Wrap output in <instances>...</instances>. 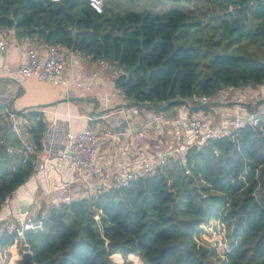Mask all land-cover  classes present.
<instances>
[{"label": "trees", "instance_id": "trees-1", "mask_svg": "<svg viewBox=\"0 0 264 264\" xmlns=\"http://www.w3.org/2000/svg\"><path fill=\"white\" fill-rule=\"evenodd\" d=\"M207 1L213 8L210 22H218L215 27L230 43L264 50V0ZM165 3L162 12L113 14L105 2L98 14L87 0H0V29L115 65L121 73L114 84L127 105L155 112L180 104L177 100L213 98L226 88L264 82V62L244 55H213L211 72L199 78V50L177 41L182 26L199 24L192 10L186 13L179 5H197L194 0ZM44 132L41 121L30 130L36 151ZM4 138L17 145L16 139ZM0 158L8 160L2 153ZM32 162L16 171L9 163L0 172V210L31 176ZM45 217L42 229L24 231L21 239L15 231H1L0 251L10 247L13 262L17 240L18 264H118L115 254L124 261L134 255L138 264H264V114L255 127L237 130L233 141L224 137L193 146L153 175L60 202ZM210 220L224 226L229 249L223 258L197 242Z\"/></svg>", "mask_w": 264, "mask_h": 264}, {"label": "crops", "instance_id": "crops-1", "mask_svg": "<svg viewBox=\"0 0 264 264\" xmlns=\"http://www.w3.org/2000/svg\"><path fill=\"white\" fill-rule=\"evenodd\" d=\"M4 34L8 39V46L7 51L0 56V105H7L18 112L40 110V113L36 114L38 120L44 124L45 132L41 141L42 149L37 151L39 154L53 155L61 150L64 147V135L68 130L77 132L88 124L95 125L94 122L90 123L87 120L93 111L108 115L122 109L129 119L130 133L124 137L115 136L107 141L108 143H102L93 158V166L103 167L111 178L117 173L115 162L132 155L145 156L147 147L165 143L152 131H145L141 126L143 113L155 111L142 106L127 105L123 94L116 88L114 81L121 70L115 65L92 60L88 56L62 47L64 75L72 82L68 87L55 86L38 78H19L16 72L24 60L27 38L18 37L9 29H0V35ZM35 40L36 46L43 55L47 44L38 39ZM76 82L81 85L77 86ZM86 86L89 87L86 88ZM234 92L235 88H226L213 97L212 102L202 106L204 112L211 116L214 127L226 113L235 112V106L224 102L221 98V95L225 98ZM242 108L245 109L244 106ZM257 108L264 111V100L258 104ZM171 112L180 114L183 119H186L188 108L186 104H183V108L176 112L174 108L164 111L167 114H172ZM244 113L241 111V114ZM0 120L5 122L4 116L0 115ZM8 129L7 127L4 131L3 139L5 134L8 140H14L15 136ZM7 158H10L11 166L20 164L17 157ZM32 161L34 170L31 176L13 192L12 197L7 201L10 220L13 219L17 223L18 218L30 216L36 209L43 208L48 211L60 202L88 196L86 186L79 181L76 182L77 173L66 164L52 166L41 158L36 160L32 158ZM111 182V180L104 182L105 187L107 188ZM46 214L47 212L44 215Z\"/></svg>", "mask_w": 264, "mask_h": 264}, {"label": "built area", "instance_id": "built-area-1", "mask_svg": "<svg viewBox=\"0 0 264 264\" xmlns=\"http://www.w3.org/2000/svg\"><path fill=\"white\" fill-rule=\"evenodd\" d=\"M58 2L59 0H52ZM89 7L96 13L103 12L102 0H87ZM14 32L13 29H9ZM8 39L6 34L0 35V56L7 51ZM16 76L19 78H38L45 80L55 86L68 87L72 82L64 75V60L62 47L57 45H46L44 54L36 46V40L27 37V46L24 51V60L18 67ZM77 86L81 83L76 82ZM89 86H86V88ZM258 91V93H256ZM228 98L235 106V112L226 113L215 127L212 125L211 116L202 109L193 110L198 106L207 105L212 102L211 97L204 95L193 96L185 100L188 108V115L183 119L180 114H167L163 111L144 112L141 117V126L145 131H152L165 143L147 147V154L142 157L132 155L115 162L117 167L116 175L111 178L103 167H94L93 158L100 145L111 140L115 136L124 137L130 133L129 119L120 109L108 115L93 111L87 117L89 122L82 130L74 132L68 130L64 135V147L53 155L47 153L39 154L31 141L30 130L37 122V117H30V113H40L39 109L15 111L7 105H0V112L11 133L17 141L16 146H10L5 140L0 141V153L6 157H17L21 165H26L31 158H41L52 166L66 164L77 173L76 182L86 186L88 197L106 191L110 188H124L132 181L153 175L164 168L171 161L184 157L187 151L201 143L211 140L228 138L232 141L236 138L237 130L255 127L264 114L257 106L264 100V82L257 87H238ZM192 104V105H191ZM253 106L254 110L249 106ZM246 105V106H245ZM244 106L245 109L242 108ZM244 111V114H241ZM100 122L102 124H98ZM17 166H11L16 171ZM112 182L105 187L104 182ZM80 183V184H81ZM1 205L0 222L9 219L8 199ZM26 215L17 220L18 227H8L7 232L15 231L21 239L24 231H37L42 229L44 219H34ZM97 216H95L96 218Z\"/></svg>", "mask_w": 264, "mask_h": 264}, {"label": "rangeland", "instance_id": "rangeland-1", "mask_svg": "<svg viewBox=\"0 0 264 264\" xmlns=\"http://www.w3.org/2000/svg\"><path fill=\"white\" fill-rule=\"evenodd\" d=\"M102 1L104 4L105 2L107 3L108 10L110 11V13L113 14L124 13L127 11L140 12L143 10L162 12L168 6L165 3V0H102ZM207 4H208L207 0H194V5L197 6H193V8L192 6H190V8L188 9V5L186 4L179 5V7H181L186 13L187 12L190 13L189 11L192 10L193 11L192 15H194L196 19L199 21V24L193 27L188 26L187 28H182L183 27L182 26L179 31L180 38L177 40L178 43L181 45L190 46L196 50L197 49L199 50L200 54L196 63V72L198 73V77L200 78L201 75L205 77L211 72L210 60L215 54H227L233 56L244 55L264 62V50H261L260 48L255 47L254 45L246 44L245 42H242L239 45L230 43V38L227 35V33L222 28L215 27L218 24V22H213V23L210 22L209 14L212 13L210 12V9L212 10L213 8H208V6H206ZM205 8L209 10L207 11ZM205 10L206 13L208 14L204 13ZM190 22H196V21L195 19H192L190 20ZM182 40L184 41L181 42ZM206 66H209V70L207 68L206 69L204 68ZM256 93H258V91H256ZM229 97L224 98V95H221V98L222 100H224V102L232 103L228 100ZM252 107L253 106H249V108ZM173 108H174V112H176L183 108V104L182 103L178 105L174 104V106L168 108L166 111H170ZM197 109H202V106H198L193 110H197ZM0 115L2 116L1 112ZM7 127H8L7 122L0 120V130H1L0 141L4 140L3 133L5 130H7ZM9 163H10V158H8V160L0 158V172L3 170L4 171L7 170L9 167ZM46 212L47 210L43 208L36 209V211H33L32 212L33 214L30 216L34 219H44L45 218L44 214ZM23 218H26V216H24ZM8 227L15 228L18 227V224L13 219L0 222V232L3 230H7ZM202 230L203 233L200 235L199 238H197L198 244L204 245L209 248L214 247L216 249V253L218 254V256L220 258H223L224 252L229 249L228 242L226 240V233L224 226H222L215 220H210L207 225H202ZM13 246L17 252V258L13 262H11L12 252L10 250V247H8L4 251H0V264H18V261L20 259L19 256L20 246L18 245L17 240H15ZM115 256L118 257V259H113L115 263L138 264L135 258L136 256L134 255L132 256L129 255L127 260L125 261L122 258H120L119 255H115Z\"/></svg>", "mask_w": 264, "mask_h": 264}, {"label": "water", "instance_id": "water-1", "mask_svg": "<svg viewBox=\"0 0 264 264\" xmlns=\"http://www.w3.org/2000/svg\"><path fill=\"white\" fill-rule=\"evenodd\" d=\"M74 32H75V30H74ZM178 102H180V103H183V104H185L186 103V101H179V100H177ZM177 101H170L169 103H167V106H169L170 104H173V103H176ZM96 219V221H97V224H98V227H99V229H100V232H101V236L103 237V231H102V226H101V223H100V221H99V218H98V216L95 218Z\"/></svg>", "mask_w": 264, "mask_h": 264}]
</instances>
